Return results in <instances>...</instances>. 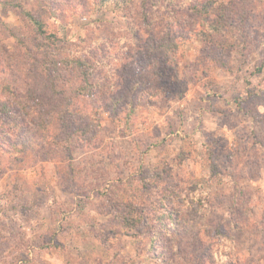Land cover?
Instances as JSON below:
<instances>
[{
  "label": "rangeland",
  "instance_id": "1",
  "mask_svg": "<svg viewBox=\"0 0 264 264\" xmlns=\"http://www.w3.org/2000/svg\"><path fill=\"white\" fill-rule=\"evenodd\" d=\"M0 264H264V0H0Z\"/></svg>",
  "mask_w": 264,
  "mask_h": 264
},
{
  "label": "trees",
  "instance_id": "2",
  "mask_svg": "<svg viewBox=\"0 0 264 264\" xmlns=\"http://www.w3.org/2000/svg\"><path fill=\"white\" fill-rule=\"evenodd\" d=\"M209 14H210V12H209ZM27 17H29V19L38 27V29L41 31V32H44V30H43V26H44V24L42 23V22H40V21H38L36 18H34L31 14H27ZM209 28H210V31H214L215 32V34L216 35H218V34H220V33H222V31L223 30H221V28L219 27V26H217L216 24H212V25H210L209 26ZM215 35V36H216ZM170 45V44H169ZM169 45H167V46H165V45H163V47L164 48H167V50H168V47H169ZM175 46H176V48H178L179 46H178V44H174ZM170 48V47H169ZM79 64H81L82 66H87L84 62H80ZM88 69V68H87ZM90 76H91V74L89 73V70H85V73H83V80H84V82H85V84H86V86H87V88L88 87H91V84H90ZM123 220L126 222V215L125 216H123ZM132 225V224H131Z\"/></svg>",
  "mask_w": 264,
  "mask_h": 264
}]
</instances>
